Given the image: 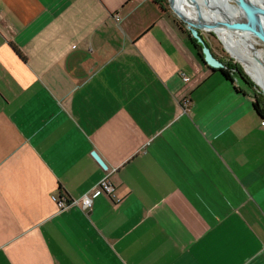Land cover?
I'll return each instance as SVG.
<instances>
[{
  "label": "crops",
  "instance_id": "0c3cea01",
  "mask_svg": "<svg viewBox=\"0 0 264 264\" xmlns=\"http://www.w3.org/2000/svg\"><path fill=\"white\" fill-rule=\"evenodd\" d=\"M252 96L152 0H0V264H264Z\"/></svg>",
  "mask_w": 264,
  "mask_h": 264
},
{
  "label": "bare ground",
  "instance_id": "6f19581e",
  "mask_svg": "<svg viewBox=\"0 0 264 264\" xmlns=\"http://www.w3.org/2000/svg\"><path fill=\"white\" fill-rule=\"evenodd\" d=\"M179 11L188 21L192 23L204 22L211 24L219 21H225L222 14L218 13L216 7H221L225 12L233 6L222 0H176ZM264 7V0H256ZM231 17V21L242 24L243 17L236 11ZM219 39L223 43L227 52L233 59L242 65L247 74L255 81L256 84L264 91V48L254 49L248 43V40L254 38L243 31H232L229 28L214 29Z\"/></svg>",
  "mask_w": 264,
  "mask_h": 264
},
{
  "label": "water",
  "instance_id": "95a60500",
  "mask_svg": "<svg viewBox=\"0 0 264 264\" xmlns=\"http://www.w3.org/2000/svg\"><path fill=\"white\" fill-rule=\"evenodd\" d=\"M169 7L172 13L179 19L184 25L187 32H189V36L191 39L195 40L196 44L201 49V56L205 65H207L212 70H220L225 66L224 64L216 58L209 47L206 45L205 41L200 35V32H207L216 37L220 43L223 45L218 35L216 34V28H229L232 31H243L253 36L255 40H257L260 45L264 48V7L261 6L256 0H222L223 2L233 6L229 11L226 12L219 6L216 7L218 13L222 14V18L225 21H219L211 24H206L204 22H200L198 24L192 23L184 18V15L179 11L177 7L176 0H167ZM209 1V0H208ZM211 2V1H209ZM235 11L243 17V23L237 24L231 21V17ZM224 47V45H223ZM226 50V48L224 47ZM227 51V50H226ZM230 55V54H229ZM231 56V55H230ZM232 57V56H231ZM242 66V65H241ZM243 67V66H242ZM243 72L247 75L250 80L253 82L254 87L257 88V91L264 97V91L259 87L258 84L247 74L243 67ZM93 159L103 168H106L102 160L96 153H92L91 155Z\"/></svg>",
  "mask_w": 264,
  "mask_h": 264
},
{
  "label": "trees",
  "instance_id": "16d2710c",
  "mask_svg": "<svg viewBox=\"0 0 264 264\" xmlns=\"http://www.w3.org/2000/svg\"><path fill=\"white\" fill-rule=\"evenodd\" d=\"M152 2L154 5L159 7L161 12L172 17V15L169 13V11L166 9L164 5L165 0H152ZM174 22L176 26L178 27L179 31L181 32V34H183L186 37L189 43V46L194 50L197 58L200 60L201 63L204 64L202 56H201L200 47L196 44L195 40L190 38L189 32L186 31V29L182 26V24L177 19L174 18ZM218 59L221 62H223V64L225 65L223 69L217 70L219 73H221V75L223 76L225 80L233 83L234 81H237L239 79L244 86L248 87L250 90H253L252 108L254 112L257 114V116L260 118L261 122L264 123V97L255 89L253 83L249 80V78L244 74L242 69L237 64L225 62L221 58H218ZM236 91L239 92V89H237Z\"/></svg>",
  "mask_w": 264,
  "mask_h": 264
},
{
  "label": "built area",
  "instance_id": "2783aa9c",
  "mask_svg": "<svg viewBox=\"0 0 264 264\" xmlns=\"http://www.w3.org/2000/svg\"><path fill=\"white\" fill-rule=\"evenodd\" d=\"M183 81H188L185 77ZM188 106V100L183 101V108L186 110ZM264 124V123H263ZM95 193L93 195L85 194L80 199L77 200H61L56 197H52L53 202L56 204L59 210L66 209L70 206H78L80 210L84 213L91 211L93 205V199L97 195H105L113 197L114 187L109 182L108 176H105L99 183L94 187Z\"/></svg>",
  "mask_w": 264,
  "mask_h": 264
},
{
  "label": "rangeland",
  "instance_id": "374dc122",
  "mask_svg": "<svg viewBox=\"0 0 264 264\" xmlns=\"http://www.w3.org/2000/svg\"><path fill=\"white\" fill-rule=\"evenodd\" d=\"M164 5H165L166 9L169 11V13L172 15V17H174L175 19H177V17L172 13V11H171V9L169 7V4H168V1L167 0H165V4ZM229 5H230V3H229ZM177 20L185 28V25L179 19H177ZM200 35L203 38V40L205 41L206 45H210L211 47H214L217 50V54H218L217 57L218 58H221L225 62H229V63H232V64H237L242 69V71H243V67L239 63H237V61L235 59H233L229 55V53L224 49L223 45L220 43V41L216 37H214L212 34L207 33V32H200ZM248 43L251 46H254L253 47L254 49H263L262 45H260V43L257 40H255V38H252V39L248 40ZM249 80H250V78H249ZM255 89L257 90V88H255Z\"/></svg>",
  "mask_w": 264,
  "mask_h": 264
},
{
  "label": "flooded vegetation",
  "instance_id": "af4514ba",
  "mask_svg": "<svg viewBox=\"0 0 264 264\" xmlns=\"http://www.w3.org/2000/svg\"><path fill=\"white\" fill-rule=\"evenodd\" d=\"M223 63V62H222ZM225 66V65H224Z\"/></svg>",
  "mask_w": 264,
  "mask_h": 264
}]
</instances>
